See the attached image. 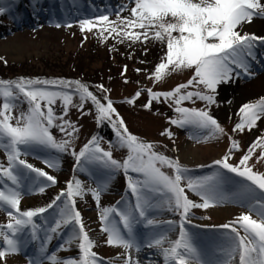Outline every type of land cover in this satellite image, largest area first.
<instances>
[{"label":"snow or ice","instance_id":"1","mask_svg":"<svg viewBox=\"0 0 264 264\" xmlns=\"http://www.w3.org/2000/svg\"><path fill=\"white\" fill-rule=\"evenodd\" d=\"M134 7L131 15L134 19L123 18L117 13L121 24L131 29H142L143 32L118 30V27L105 26L101 34L108 31L132 40H140L143 36L165 42L166 53L155 67L150 79L159 82L171 72L190 70L192 76L187 83L178 85L172 91L153 92L148 89L149 101L144 106L151 108L153 100L161 98L165 102L171 100L175 105L177 118L169 120L172 125L184 128L192 126L197 130H207L206 137H190L208 139L224 134L223 127L210 114V108L216 104L218 86L228 83L237 75L236 69L249 73V58L253 57L252 49L255 41L264 43V37L238 31L245 23H251L253 18L264 16L262 0H132ZM6 11L0 7V15ZM101 24L109 22L108 15L95 18ZM81 31H91L95 26L93 19H83L80 22ZM115 24V22H110ZM57 24L56 27H60ZM71 27V24H67ZM154 29L153 35L149 31ZM178 33V35H173ZM6 63V62H5ZM125 66L124 72L126 73ZM139 72V69L137 70ZM124 74V73H122ZM128 81H125L127 83ZM203 90H187L199 89ZM102 92L108 90L103 85L97 86ZM187 90V91H184ZM79 96L80 103L74 104L73 97ZM138 91L135 98H139ZM21 96L23 100H21ZM61 102L62 113L57 115L54 105ZM90 100L95 106L97 123H109L119 141V147L127 148L128 156L123 163L112 157L111 150L101 147L102 138L94 135L77 153L71 148V140L57 141L51 133L53 127H58L68 137L77 131L75 125L64 117L70 107H76L84 112L85 101ZM102 103L86 84L80 81L25 79L16 81L0 80V150L5 153L7 166L0 162V211L9 218L7 224L0 225V260L8 255L18 254L24 242L21 236L30 237L31 242L38 243V254L30 259L29 264H103L93 248L96 242L89 236L82 220L81 212L76 208L77 197L83 198L86 190L79 179L66 182V187L46 207L21 210V188L25 182H30L33 191L44 193L49 186H55L57 180L46 172L27 163L22 156L29 154V149L42 146L55 149L57 153L71 154L76 160V169L86 170V165L99 164L100 167L114 173L123 169L134 203L123 202V206L102 208L100 211L101 232L107 234L108 246H121L126 252L141 251L144 247H158L157 255H162L164 264H232L238 256V264H264V173L254 171V165L249 162L260 149L257 163L264 161V135L259 136L249 146L246 153L237 164L231 163L234 152L240 150L239 141L231 139L228 152L215 160L210 168H215L209 174L192 177L190 170L182 166L178 159L169 158L154 151V145L141 141L131 134L122 117L116 111L111 100L105 97ZM189 101H202L204 108H188L181 105ZM134 104L135 99L126 101ZM21 103H27L26 111L13 117L14 109ZM240 120L234 126L233 132L251 131L258 121L264 118V98L256 103H246L239 109ZM115 117V119L113 118ZM15 120V124H13ZM62 123H56L57 121ZM71 129V131H69ZM161 135L172 137L170 130ZM110 149L115 147L109 141ZM46 166L52 169L59 167L58 159H47ZM167 167L173 170L169 175L161 169ZM203 167V166H201ZM23 170H27L26 172ZM29 173H35L30 178ZM129 173H136L133 177ZM227 173L241 178L235 181ZM43 177L49 183L40 182ZM38 185V188L35 187ZM183 185V186H182ZM231 186L230 191H225ZM106 183L90 189L91 195L99 205L102 191ZM197 195L202 202L191 200L185 189ZM258 190V191H257ZM225 201L247 206L248 212L241 214L234 221L222 225L227 229L226 244L215 247L222 259H214L206 250L195 243L194 234L186 225L192 224V209H208L223 204ZM118 205L121 202H117ZM167 210L180 217L179 235L174 241H168V233L177 225L173 220L157 221L149 213L157 210ZM52 210L56 212L51 220L44 214ZM255 216L256 218H253ZM43 218L38 223L37 218ZM118 218V220H117ZM152 227L141 243L134 232L137 225ZM167 225V227H164ZM70 228L71 235L61 245V250L70 251L75 245L78 256L61 258L48 253V244L54 236L59 235L64 228ZM198 227V225H193ZM27 230V231H26ZM43 230V236L41 231ZM241 230L243 235H241ZM169 246L164 247L165 242ZM148 264H153L150 256L145 257ZM124 264H138L130 255Z\"/></svg>","mask_w":264,"mask_h":264},{"label":"rangeland","instance_id":"2","mask_svg":"<svg viewBox=\"0 0 264 264\" xmlns=\"http://www.w3.org/2000/svg\"><path fill=\"white\" fill-rule=\"evenodd\" d=\"M10 2L13 3L11 8L17 7L11 13L7 12L8 3ZM134 6L132 0H68V2L67 0H0V7L6 9L4 14L0 15V80L16 81L23 77L25 79L42 80L63 79L80 81L86 84L89 91L96 95L102 103H106L105 97L112 101L113 106L125 121L131 134L137 136L141 141L153 144L155 152L172 159H178L182 166L190 170L189 174L194 178L216 170L208 166L212 165L215 160L221 159L228 152L231 146L230 137L239 141L240 150L234 152L230 161L237 164L239 159L246 153L248 146L257 137L264 135V118L258 121L257 126L251 131L245 129L243 133L233 132L234 126L240 120L239 109L244 104H238L233 112L230 111L231 109H227L231 100H221V92H218L219 88L226 85V83L218 86L217 103L210 108V114L217 119L224 129V134L218 137L208 139L190 138L194 136L206 137L208 131L197 130L190 125L184 128L172 125L169 122L170 118L175 119L178 114L174 111L175 105L171 100L167 102L163 98L159 101L153 100L151 108H145L144 106L149 101L148 89L153 92L172 91L178 85L187 83L192 76V72L190 70L171 72L159 82L149 78L153 75L155 67L161 62V58L166 53V40L161 42L149 38L145 41L141 36L140 40L134 41L123 35V31H144L138 28H128L117 19V13L120 14L121 19H134L131 15V8ZM101 15H108L109 22L104 24L96 22L95 18ZM86 18L94 20L95 26L91 31H81L79 22ZM110 22H115V24ZM252 22H258L260 28L264 31V16L253 18ZM22 23L26 24L23 25ZM57 24L61 26L56 27ZM67 24L72 26L67 27ZM247 24L250 23L243 25ZM105 26H115L118 27V30L122 29L123 31L120 35L116 33L109 34L108 31L101 34L100 29ZM240 30L241 28L238 29V31ZM153 33L154 29L150 30L149 36L151 37ZM173 35H178V33ZM262 44L264 43L260 41L254 42L255 46H261ZM253 63L254 65L250 66L249 73H240V71L235 70L236 77L227 83L228 86L226 87L234 88L233 91H237L238 96L239 91L246 88L249 82L264 75V57L254 58ZM125 66L127 67L126 73L124 72ZM252 67L258 69H252ZM125 81L128 82L125 83ZM99 85H103L108 91L102 92L97 87ZM187 90H203V88L200 86L199 89ZM138 91L141 95L139 98H135ZM230 96L231 98L236 97L234 94H230ZM130 99H135V103L129 104L126 102ZM259 99H250L245 104L256 103ZM21 100H23L22 96ZM73 103L77 105L80 103L78 95L73 97ZM181 106L200 109L204 108L205 104L202 101H196L195 103L185 101ZM27 108V103H21L19 108L13 110V117L19 116L20 112L26 111ZM54 109L57 115L62 113L63 109L59 100L54 105ZM224 112H228V118L222 121L219 115ZM113 118L115 119V117ZM64 119L71 121L77 131L73 132L72 137H68L58 127H53L51 133L57 141L62 139L71 140V148H74L78 153L96 135L102 138L101 147L104 150L112 151L114 159L123 163L127 158L128 150L119 147V141L111 125L105 122L103 125L98 126L96 109L90 100L85 101L83 113L76 107H70L68 115ZM56 123H62V121L58 120ZM13 124H15V120H13ZM165 130L171 131V138L167 135H161ZM252 137L254 139L249 143V139ZM109 141L115 147L110 149ZM184 145L190 146L191 151L194 152L195 158L192 159V162H185L180 158ZM28 151L29 154L21 158L35 168L53 176L57 183L55 186L47 187L44 193H39L33 191L34 186L30 182H25L21 188L23 193L20 204L21 210L46 207L59 193L58 188L64 189L66 182L73 178L79 179L86 190V194L82 199L76 198V208L81 212L85 226H89L87 231L90 238L96 242L93 251L102 258L103 264H123L119 259L125 256L126 250L121 246L107 245V234L101 232L102 224L100 220L102 208L122 207L123 202H132L123 169L110 173L108 169L100 167L99 164H90L85 166V171H80L75 167L76 160L71 154V149L68 153L61 154L57 153L55 149L34 146ZM259 152L260 149H257L249 164L254 165V171L264 173V161L257 163ZM200 158H202L203 163L198 160ZM47 159H58L59 167L57 169L49 168L44 162ZM0 162L7 166V159L2 150H0ZM206 162L209 163L205 164ZM161 170L173 175L172 169L164 167ZM23 171L26 172L27 170ZM129 175L137 176L136 173H129ZM227 175L233 177L235 181L241 180V178L235 177L234 174L227 173ZM35 176V173H29L30 178H35ZM38 179L40 182L49 183L43 177ZM105 183L106 188L102 191L99 205H97L89 190L96 189L98 184L103 185ZM2 187L0 185V188ZM35 187L38 188V185ZM185 191L191 200L198 203L202 202L197 195L187 190V188ZM225 191H230L229 186H226ZM117 202H121V204L118 205ZM224 208L233 210V215L230 217L232 221L241 214L248 212L247 206L225 201L221 205L206 210L192 209V222L207 223L211 226L216 224L218 226L220 224L225 225L226 221L217 220L212 215L213 209ZM155 213L154 217L157 221L174 220L177 222L176 226L179 229L180 217L178 215L161 209H157ZM56 214V212L50 210L49 213L44 215L51 220V217L56 216ZM253 218L256 217L253 216ZM8 222L9 218L6 213L0 211V225ZM37 222L42 224L43 218H37ZM66 229H62L60 234L54 236L48 244L49 254H56L61 258L78 256L79 253L76 252L75 245L71 247L70 251L61 250V245H64L71 235L70 231L65 232ZM241 235H243L242 230ZM41 236H43V230ZM21 239L24 242L21 244L20 252L8 255L4 260H0V264H12L13 260L17 262L16 264H29L30 259L37 256L38 243H31L30 237L26 235L21 236ZM0 246H2V241H0Z\"/></svg>","mask_w":264,"mask_h":264},{"label":"bare ground","instance_id":"3","mask_svg":"<svg viewBox=\"0 0 264 264\" xmlns=\"http://www.w3.org/2000/svg\"><path fill=\"white\" fill-rule=\"evenodd\" d=\"M25 25L26 23H22ZM243 33H249V34H255L257 37H264V31L260 28V25L258 22H251L247 25H242V28L240 30ZM14 51V50H13ZM226 85H222L218 92H221V100H231L230 105L227 107V109H231L230 111H234L237 107V105L245 104L246 101L252 99L256 100L258 98H264V75L257 77L255 80L249 82L247 84L246 88H243L239 92V96L237 91H233L234 88L226 87ZM230 94H234L236 97L230 96ZM233 116V114H232ZM220 120H226L228 118V112H224L223 114L219 115ZM101 133V132H99ZM254 139L253 137L249 139V143ZM182 152L180 153V158L185 162H192L194 156V152L191 151V147L184 145L182 147ZM191 159V160H190ZM201 160L200 163H203L202 158L198 159ZM209 162H206L207 164ZM63 188H58L57 191H60ZM114 193V192H112ZM102 201V200H101ZM158 213V211H157ZM155 211H152L149 213L150 217H154ZM212 215L217 220H224V221H231L230 217L233 215V210L230 208H224V209H213ZM197 219V218H196ZM193 225H198V227H194ZM211 226L210 224H205L202 222H192V225H186L188 230L194 234L195 237V243L202 249L206 250L209 256H211L214 259H222L221 255L217 252H215V247L221 244H226L223 238H221L222 234L228 233L225 230H222L219 227ZM86 230L88 229V225L85 226ZM164 227H167V225H164ZM152 227H145L143 223L139 224L135 229V235L137 239L142 243L145 239L146 234L150 233L152 231ZM225 231V232H224ZM179 230L177 227L174 228V230L170 231L168 233V241H174L178 238ZM169 246L168 242L166 241L164 244V247ZM78 251V248L76 247V252ZM131 253H128L125 255V257H122L120 261L124 263V260L127 258L128 255L132 257L133 261H137L138 264H141V261L145 257L150 256L154 257L152 259L153 264H164L163 256L157 255V253L161 252V249L155 248V247H144L141 251L137 252L136 250H130ZM148 263L147 261H144ZM17 262L15 260L12 261V264H16ZM232 264H238V256L232 261Z\"/></svg>","mask_w":264,"mask_h":264}]
</instances>
